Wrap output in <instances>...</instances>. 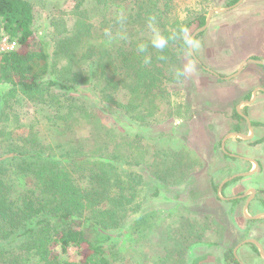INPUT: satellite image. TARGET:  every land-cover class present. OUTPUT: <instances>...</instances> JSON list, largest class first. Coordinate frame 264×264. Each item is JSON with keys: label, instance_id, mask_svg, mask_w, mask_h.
I'll use <instances>...</instances> for the list:
<instances>
[{"label": "trees", "instance_id": "trees-1", "mask_svg": "<svg viewBox=\"0 0 264 264\" xmlns=\"http://www.w3.org/2000/svg\"><path fill=\"white\" fill-rule=\"evenodd\" d=\"M87 1L77 0L72 29L55 34L50 51L45 44L39 50L31 46L33 3L0 0V40L7 35L18 43L0 55V123L10 120L7 110L21 94L52 106L54 115L48 117L70 133L45 143L33 124L24 135L15 131L25 125L20 122L14 129L0 128V264H114L105 247L111 234L122 235L130 223L139 236L155 229L158 212H146L148 204L168 179L178 173L184 177L200 163L187 149L173 146L145 158V138L162 136L152 128L161 101L169 117L186 121L193 116L189 107L172 101L166 84L186 78L175 73L184 68L188 46L170 39L157 50L145 32L179 35L194 23L203 26L206 15L180 20L175 0H92L93 10L100 12L95 23ZM101 36L114 42H98ZM95 103L116 114L118 127L103 123ZM82 124L90 132L78 138L75 127ZM195 229L188 223L180 239L168 234V241L176 243L167 248L164 264H187L188 251L204 234ZM56 247L62 254L77 247L82 258L70 261ZM227 257L239 264L233 249Z\"/></svg>", "mask_w": 264, "mask_h": 264}, {"label": "rangeland", "instance_id": "rangeland-1", "mask_svg": "<svg viewBox=\"0 0 264 264\" xmlns=\"http://www.w3.org/2000/svg\"><path fill=\"white\" fill-rule=\"evenodd\" d=\"M30 1L33 3L35 11V35L32 38L31 46L39 50L42 44H45L51 51L53 36L72 29L75 22L74 9L77 0ZM84 6L93 10L95 5L92 0H89ZM230 6L233 4H228L225 0H175L173 10L180 20L199 14H205L207 19L211 10ZM90 14L92 20L97 23L100 12L93 10ZM198 28V24L194 23L187 30V34L191 37ZM209 29L200 32L194 39L196 42L194 51L201 63L196 62L188 46L182 56V64L183 67L186 64L193 65V70L187 73L186 78L181 82L167 81L166 83L167 88L172 91V101L176 102L178 106H182V109L183 106L189 107L194 115L201 110H208V90L217 94L222 90V97H225L230 103L236 102L242 92L253 88L252 80L257 82L256 85L264 86V68L255 63L248 64L234 81L225 79L226 76L236 73L240 65L248 58L257 57L264 60V0H244L226 12H216L212 16ZM153 31L152 28H148L145 35L152 38ZM98 42L109 44L114 40L101 36ZM1 44L0 40V55ZM204 67L220 74V78L209 79L208 76H214V74L208 72ZM61 93L64 92L61 91ZM213 101L220 105L217 99H213ZM94 105H96L95 111L105 125L109 128L118 127L115 113L106 111L96 103ZM160 106L162 110L157 114L156 123L152 128L162 133V136L157 139L145 138L143 141L145 149H147L145 158L150 160L151 154L155 150L163 151L167 147L173 146L187 149L191 156L196 157L200 163L189 168L184 177L178 173L173 179H168L166 184H160L162 186L160 196L152 200L145 209L146 212H158L157 227L150 230L149 233H145L144 236H139L133 224L130 223L127 231L122 235L111 234L110 241L105 243L108 257L113 259L114 264H164L163 259L167 255V248L174 243V241H168V234L180 239L181 233L186 231L188 223L194 225L196 231L204 234L202 239L192 245L188 251L187 264H214L207 263L208 257H212L217 262L220 258L218 264H227L224 254L248 238L259 240L264 246V223L248 224L244 219V201L235 205L222 200L210 185L208 179L210 175L214 178L218 173H230V170L226 169H232V160L224 158L217 145H215L212 155H208V142L205 143L201 138H196L200 131H196L198 129L195 127H193L195 129H191L190 126L181 129L180 118L167 115L164 101L160 102ZM258 109V106H253L249 113L259 117L262 112L260 113ZM52 111V106L36 104L19 94L17 100L11 102V108L7 110V113H11L10 120L5 125L2 124L3 122L0 123V128L14 129L20 122L25 125L15 131L19 135H24L29 132L28 124H33V131L37 132L45 143L57 142L58 139L65 137H63L64 134L69 137L70 133L63 132V129L58 128L61 126L55 125L54 121L48 117L54 115ZM228 111L231 114L232 107ZM225 116L231 117L227 114ZM225 116L221 117L225 118ZM198 123L200 122L198 121ZM188 129L191 130L190 134ZM75 131L78 138H85L89 135L90 129L82 124L81 126L77 125ZM218 141L219 139L216 142ZM246 144L250 154H256V150H259L262 165L257 178L244 183L243 186L247 190L254 183L259 187L260 197L258 195V198L262 200L264 199V142L257 148L254 146L258 144H255L254 141ZM147 169L145 167L143 171L146 176H150ZM21 180L25 183L24 179ZM216 182V184L219 183L218 180ZM26 183L25 187H28L27 180ZM81 184L85 185V181L81 180ZM222 194L226 196L225 192ZM168 226L172 232H168ZM56 250L62 257L70 261L81 259L83 255L78 254L77 247H69L68 251L63 254L59 247H56ZM82 251L86 253V249ZM237 255L244 264H264V258L259 249L250 244L242 246L239 251L237 250Z\"/></svg>", "mask_w": 264, "mask_h": 264}, {"label": "crops", "instance_id": "crops-1", "mask_svg": "<svg viewBox=\"0 0 264 264\" xmlns=\"http://www.w3.org/2000/svg\"><path fill=\"white\" fill-rule=\"evenodd\" d=\"M225 1L226 3H228L230 0H225ZM235 4H233V6H230L229 9L239 5V4L238 5H235ZM222 9L224 10L218 13L226 12L229 10L225 8H222ZM216 12L217 11H215L212 14V16ZM207 28L208 30H210L209 26ZM252 59H256V58H252ZM258 65H261V64H258ZM261 66L263 67L264 65H261ZM212 74H214V76L209 75L208 76L209 79H212V78L216 79L218 77L220 78L221 76L220 74H217L214 71ZM237 76L230 78V79L227 78L228 76H226L225 79L234 81V79ZM252 81L254 82L253 88L247 89V91L242 92L241 97H239V99L236 102L229 103L228 100L225 99V97H222L221 95V93L223 92L222 90L218 94L212 93L208 90V110L207 109L201 110L200 112H198V114H196L197 113L196 112L195 115L193 114V116L189 120L185 121L181 119L179 122V125L181 129H185L186 127L190 126L191 129L196 128L198 129L196 131H200L199 132L200 134L198 133L199 136H196L197 132L195 136L198 139L201 138L205 143L208 142V155H212V153L214 152V147L215 145H217L220 147L223 157L230 158L232 160V169H229V168L226 169V170H230V173L228 174L218 173L214 176V178L212 177V175L208 177L210 181V185L213 188V190L216 191V194L218 195V197L222 200L229 201L235 205L240 202L242 203L244 201L245 204L243 206V213L245 216L244 218L245 221L247 219H253L255 221L252 223H258V222L264 223V215H263L264 214V199L260 200V198H258V195L260 197L259 187H257L253 183L251 186L247 188V190H245L243 186L244 183L249 182L251 180L253 181L254 179L257 178L258 176L257 174L260 172V168L262 165V159H261V156H260L261 154L259 150H256V154L254 153L250 154L248 153V150L245 144L247 142L254 141L255 144H258L254 146L255 148H257L259 144L264 142L262 141V139L264 138L263 136L264 135V86L256 85L255 83L257 82L255 80H252ZM225 83H228V82H225ZM256 90H257V93L253 99V94ZM248 95H250V98L246 99ZM213 99L215 100L217 99L220 105H217V102L213 101ZM250 100H252L251 103H245L246 101H250ZM253 106H258L259 108L258 111H260V113L262 112L261 116L256 117L255 114L249 113V110ZM230 107H232L231 114L228 111ZM245 107H247V112L245 111ZM234 111H236L241 116L240 119L235 116ZM226 114L230 115L231 117H226L225 116ZM222 115H224L225 118H222L221 117ZM198 121L202 124L198 123ZM223 125H225V127H223ZM190 131L191 130H189V134H190ZM235 133H240V134H244V135L251 136V137L245 138L242 136H238ZM218 135H220V138H218ZM218 139L219 141L216 142ZM193 158L197 159L196 157H193ZM217 180L219 182L218 184H216ZM221 185H222V189L219 191V188ZM223 192H225L226 196L222 194ZM229 193H236V194L231 195ZM235 199H238L239 202L234 203L233 200ZM246 206H247V210L245 212ZM252 211H255V212H252ZM257 216H261V217H257ZM248 239H254V238H248ZM244 241L245 240L241 241L239 244H241ZM257 241L264 248L263 244L259 240ZM246 244H250L254 248H258V246L255 243L248 242V243L242 244L237 250L239 251V249ZM235 249L236 248L233 249V254L235 255V258L238 260L239 264H244L243 261L238 257L237 251L235 254L234 252ZM228 254L229 252L224 254L226 263L234 264L227 257ZM261 256L264 258L262 254ZM219 260L221 259L219 258L218 262ZM218 262L215 261L212 257H208L207 263L218 264Z\"/></svg>", "mask_w": 264, "mask_h": 264}, {"label": "water", "instance_id": "water-1", "mask_svg": "<svg viewBox=\"0 0 264 264\" xmlns=\"http://www.w3.org/2000/svg\"><path fill=\"white\" fill-rule=\"evenodd\" d=\"M242 1H243V0H239L235 5L240 4ZM225 9H229V7L225 8ZM223 10H224V9H222V8H217V9H213V10H211V11L209 12L208 16H207V19H206L205 24H204L203 26L199 27V28H198V29L192 34L191 38L194 40L197 34H199L200 32H202V31H204V30L207 29V27H208L209 24H210V20H211L212 14H213L215 11L220 12V11H223ZM189 49H190V53H191V55L194 57V59L196 60V62H197V63H201L200 59H199V58L196 56V54H195L194 48H193V47H189ZM248 63H257V64L264 65V60H260V59H252V58H250V59L246 60L245 62H243V63L240 65V67H239V69H238V71H237L236 73H234V74L231 75V76H228L227 78L230 79V78H233V77L237 76L238 74H240V72L243 70V68H244ZM204 68H205L207 71H210V72L213 73V71H212L211 69H209V68H207V67H204ZM256 93H257V90H256V91L254 92V94H253V99H254V97L256 96ZM251 102H252V100H250V101H246L245 103H251ZM240 113H241V112H240ZM241 114H242V113H241ZM247 119H248V118H247ZM235 134L238 135V136L245 137V138H250V137H251V136H247V135L240 134V133H235ZM222 185H223V184H222ZM222 185L220 186L219 191L222 189ZM246 210H247V206H246L245 212H246ZM263 215H264V214H263ZM257 217H261V216H257ZM248 242L255 243V244L258 246V248H259L261 254L264 256V248L262 247V245H261L257 240H254V239H247V240H245L244 242H242L241 244H239V245L236 247V249L234 250L235 254H236L237 249H238L242 244H245V243H248Z\"/></svg>", "mask_w": 264, "mask_h": 264}, {"label": "clouds", "instance_id": "clouds-1", "mask_svg": "<svg viewBox=\"0 0 264 264\" xmlns=\"http://www.w3.org/2000/svg\"><path fill=\"white\" fill-rule=\"evenodd\" d=\"M108 35L109 33L106 31L105 33ZM176 40V39H181L183 40V43L189 47H195L196 42L187 34V29L184 28L181 30V33L179 35L173 34L170 37H164L161 35L158 31H153V37L151 40V46L157 50H163L168 46V41L169 40ZM145 45L141 44L138 46V51L143 53L145 51ZM163 59V57H161ZM150 62L149 59L146 58L145 63ZM193 70V65L191 64H186L183 68L182 71H178L175 73L176 77L179 78L187 73H190Z\"/></svg>", "mask_w": 264, "mask_h": 264}, {"label": "built area", "instance_id": "built-area-1", "mask_svg": "<svg viewBox=\"0 0 264 264\" xmlns=\"http://www.w3.org/2000/svg\"><path fill=\"white\" fill-rule=\"evenodd\" d=\"M1 51L6 52V51H12L18 48V43L16 40L11 39L9 36L5 35L1 39Z\"/></svg>", "mask_w": 264, "mask_h": 264}]
</instances>
